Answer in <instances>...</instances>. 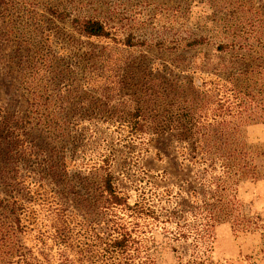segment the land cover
<instances>
[{
  "label": "rangeland",
  "instance_id": "1",
  "mask_svg": "<svg viewBox=\"0 0 264 264\" xmlns=\"http://www.w3.org/2000/svg\"><path fill=\"white\" fill-rule=\"evenodd\" d=\"M85 19L116 35L84 37ZM247 86L248 97L232 93ZM263 86L264 0H0V213L7 173L24 210L17 239L43 264L76 260L54 242L62 204L83 221L72 235L91 251L113 229L128 233L135 244L120 256L133 264H264ZM190 111L198 129L233 132L250 154L253 178L235 188L222 179L225 199L236 190L228 217L248 219L242 226L224 211L198 225L199 170L173 135L190 127ZM102 161L128 206L153 215L132 218L122 206L95 215ZM165 211L181 213L178 226V215L163 222Z\"/></svg>",
  "mask_w": 264,
  "mask_h": 264
},
{
  "label": "trees",
  "instance_id": "2",
  "mask_svg": "<svg viewBox=\"0 0 264 264\" xmlns=\"http://www.w3.org/2000/svg\"><path fill=\"white\" fill-rule=\"evenodd\" d=\"M79 28L80 34L86 38H108L109 36L114 38L117 31L116 28H112L108 25L106 26V24H103L101 21L94 19L82 20L79 24ZM235 92L237 95H242L243 97H248L250 95L248 86L245 87L243 91L238 92L236 90L232 93ZM244 118L249 121L255 119V117L251 118V116H244ZM198 119L199 118L195 117L190 111L188 121L190 122V127L187 129L183 128L181 132H175V134L173 132L174 136H178L184 142L181 151L183 156L187 157L188 165L199 170L195 173V176L197 182L200 181L202 185V187L200 184L197 186L201 188L199 189L200 194L196 188L190 190L194 197L193 204L200 201L204 206L203 208L200 206L196 207L197 211L201 210L205 213V216L201 217L203 223H199L198 225L203 224L204 226L214 223L218 215L224 211L225 216H223L222 220L226 219L230 221L232 227H235L237 224L242 226L248 219L241 217L238 221V218L231 219L228 217L235 201L236 190L232 189V195L227 193L226 195H229V198L225 199L223 194L227 189L222 186V179H225L223 183H227L229 180L232 181L229 187L234 186L235 188L240 179L246 180L253 178L254 167L250 154L243 145V140L239 137L233 139V132L227 131L226 133V131L221 130L220 133H212L209 130H200L195 125ZM256 119L264 123V112L258 115ZM216 154H220V157H224V161H222L223 165L216 166V161L211 156ZM103 162L104 161H102V165L98 166L96 169L98 174H95V178L98 177V183L94 184L93 189L95 199L92 201V207L95 208L93 212H96L95 215L99 213L106 214V212L117 206L125 208L132 218L148 216V213L153 215V212H149L148 208H145L141 203L135 202L131 206H128L125 197L121 195L122 188L114 181L115 179L109 170L108 164ZM217 167H220V171H217ZM99 172L102 174L100 175ZM3 174H6V176H3L2 182L5 186L10 187L11 190L8 192L9 204L2 206L0 213V264H43L42 262H45V260L41 262L32 256H26V250L17 239L24 227L21 223L24 211L22 208L23 204L19 198L12 196V192L15 190L14 187L17 186L13 178H8L7 173ZM200 176L202 177V181L200 180ZM205 179L207 180L206 184L203 182ZM200 195L203 197L208 195L210 203L206 204L203 198H201L202 200H197V197ZM213 210L217 211L218 214H213ZM57 211V227L54 232V242H56L59 247H62V252L68 250V252L71 251L73 253V256H76V260L68 259L66 256H60L61 259L57 264H96L97 262H99V264H133V256H120L126 255L127 252L131 250L133 244H135V241L130 238L128 233L120 231L119 228L118 231L120 232H115L113 229L112 232L114 236H107L109 237L108 239L106 238L99 243V246L102 247L100 248L101 251H91L92 246H86L83 242L78 244L74 239L76 233L74 236L72 235L73 228L82 226L83 221L78 220L77 215L69 211L63 204ZM175 215H178L176 223L178 226V222L182 218L179 212L174 213L165 211L162 215V217H165L163 222H173L175 219L173 217H175ZM71 216L75 218L76 221H73L75 219L72 220ZM71 226L73 227L70 228ZM232 230L234 231L233 228ZM196 236L195 233L192 238V243H196L199 238ZM178 238L185 239L182 233L178 234ZM83 246L85 247L84 249ZM94 252L100 253L101 258L93 256ZM87 254L90 255L87 256ZM177 259L180 261L179 258ZM193 262L195 263V260H187L185 264ZM135 264L154 263L149 256H143V260H137ZM198 264H203V262H199Z\"/></svg>",
  "mask_w": 264,
  "mask_h": 264
}]
</instances>
